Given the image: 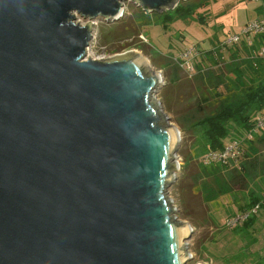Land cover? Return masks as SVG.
<instances>
[{"label":"water","instance_id":"1","mask_svg":"<svg viewBox=\"0 0 264 264\" xmlns=\"http://www.w3.org/2000/svg\"><path fill=\"white\" fill-rule=\"evenodd\" d=\"M126 1L0 0V264L190 260L166 197L181 132L158 110L162 73L136 53L87 59Z\"/></svg>","mask_w":264,"mask_h":264},{"label":"rangeland","instance_id":"2","mask_svg":"<svg viewBox=\"0 0 264 264\" xmlns=\"http://www.w3.org/2000/svg\"><path fill=\"white\" fill-rule=\"evenodd\" d=\"M188 1L179 5L206 4L195 8L191 18H174L172 14V20L160 16L171 11L150 14L133 0L126 1L125 14L119 21L96 20L87 59L131 58L136 53L143 55L151 67L162 73L164 85L158 92L157 102L162 112L170 117L171 124L181 132L177 159L172 162H178L177 168L172 170L177 178L168 186L166 197L173 202L175 212L172 217L184 222L191 233L186 250L190 260L185 264H226L216 256L222 258L230 249H237L245 242L232 231L223 230L224 223L237 220L233 218L236 204L242 205L249 192L258 187L264 190L261 179L264 180V176L253 177L252 183L233 191L225 170L205 168L197 157L200 136L195 127L205 113L213 114L221 105L234 100L232 96L236 90L230 78H235L239 62L230 59L228 51L224 52L226 58L220 59L217 48L220 42L240 34L248 22L262 18V4L255 0ZM88 21L77 15L76 23L87 25ZM191 49L199 51L197 54L200 55L216 52L219 62L200 63L198 58H194L193 64L182 61L181 55ZM221 83L225 84L226 90L216 87ZM256 147L257 167L261 168L264 166V146ZM257 212L258 222L251 232L258 242L251 251L264 252V209Z\"/></svg>","mask_w":264,"mask_h":264},{"label":"trees","instance_id":"3","mask_svg":"<svg viewBox=\"0 0 264 264\" xmlns=\"http://www.w3.org/2000/svg\"><path fill=\"white\" fill-rule=\"evenodd\" d=\"M205 4L206 2L196 6L181 4L170 13L160 16L172 20L174 14V18L188 19L195 15V8ZM220 43L217 48L219 58L224 60V52L228 51L230 59L239 62L235 69V78H230L236 94L232 96L234 100L231 103L221 105L213 114L205 113L197 122L195 129L200 136L197 157L205 168L210 166L218 171L225 170L228 174V184L234 191L238 190L236 187L242 189L252 183L255 179L253 177L264 176V166L257 167L255 153L258 150L257 145L264 146V34L253 39H243L230 47H223L224 42ZM216 54L208 51L206 54H198L197 58L200 63L209 60L217 64L216 61L219 60ZM224 85L221 83L216 87L225 88ZM189 129L193 130V127ZM211 153L226 155L207 162L206 157ZM261 179L263 182V177ZM236 205L238 206L233 218L237 220L225 221L223 230L232 231L237 237L241 236L245 244L237 249H230L229 254L222 258L216 256V259L226 264H264V252L251 251L258 242L251 231L257 225V213L260 212L251 211L255 207L264 209V190L258 187V190L249 192L242 205ZM245 215L248 216L243 218Z\"/></svg>","mask_w":264,"mask_h":264},{"label":"built area","instance_id":"4","mask_svg":"<svg viewBox=\"0 0 264 264\" xmlns=\"http://www.w3.org/2000/svg\"><path fill=\"white\" fill-rule=\"evenodd\" d=\"M258 1L262 4V12H263V17L257 20H253L248 22L242 32L240 34H235L230 36L229 38L226 39V41L223 43V47H230L233 45H236L241 42L243 39H253L255 36L264 34V0H255ZM195 50H187L184 54L181 55V59L184 62H192L194 61V58L198 57V52H194ZM231 149H228L230 151ZM226 154L218 155V154H213L211 153L206 157L207 162H212L214 160L219 159V157L223 158L225 157ZM257 210H259V207H255L251 212L256 213ZM250 212V213H251ZM249 213V214H250ZM248 215H245L243 218H246Z\"/></svg>","mask_w":264,"mask_h":264},{"label":"bare ground","instance_id":"5","mask_svg":"<svg viewBox=\"0 0 264 264\" xmlns=\"http://www.w3.org/2000/svg\"><path fill=\"white\" fill-rule=\"evenodd\" d=\"M138 55H141V54H138ZM158 110H159V113L161 114V115H166V114H164L163 112H162V107H160V108H158ZM176 135V142H175V144H174V146L175 145H177V143H178V136H177V133L175 134ZM176 164V163H175ZM177 165H178V162H177ZM173 207V206H172ZM185 226H187V225H185ZM188 227V226H187ZM188 229H189V227H188Z\"/></svg>","mask_w":264,"mask_h":264}]
</instances>
